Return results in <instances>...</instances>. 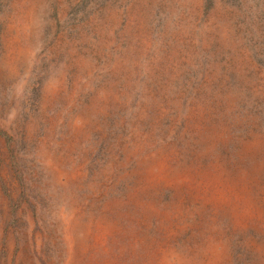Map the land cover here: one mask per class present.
Returning a JSON list of instances; mask_svg holds the SVG:
<instances>
[{
    "label": "rangeland",
    "instance_id": "obj_1",
    "mask_svg": "<svg viewBox=\"0 0 264 264\" xmlns=\"http://www.w3.org/2000/svg\"><path fill=\"white\" fill-rule=\"evenodd\" d=\"M0 264H264V0H0Z\"/></svg>",
    "mask_w": 264,
    "mask_h": 264
}]
</instances>
